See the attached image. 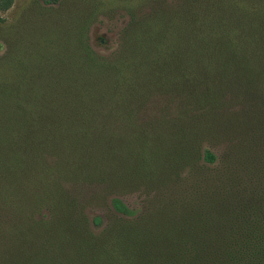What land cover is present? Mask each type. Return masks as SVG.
Wrapping results in <instances>:
<instances>
[{"label":"trees","instance_id":"trees-1","mask_svg":"<svg viewBox=\"0 0 264 264\" xmlns=\"http://www.w3.org/2000/svg\"><path fill=\"white\" fill-rule=\"evenodd\" d=\"M128 12L113 53L101 54L81 37L75 57L62 59V67L72 70H25L9 84L0 81V134L4 142L9 133L14 138L1 149L17 154L23 166L42 165L41 175L30 169L26 176L40 179L30 198L53 206L52 220L34 222V232L26 231L17 248L5 246L0 264H62L65 254L66 264H264V217L243 196L209 199L206 211L194 217L183 208L155 231L123 219L130 209L118 195L110 198L109 210L119 219L102 235L92 232L86 216L61 213L63 182L122 177L134 156L168 153L161 146H174L182 159L197 150L213 164L219 142L203 146L202 138L234 135L233 141L264 144V90L259 85L255 91L264 75V0H143L139 11ZM200 85L208 90L194 89ZM234 87L245 98L238 102L244 104L238 121L224 101L234 97ZM161 95L167 103L151 101ZM50 149L58 151L57 159L45 168L42 157ZM71 160L78 172L68 171ZM104 220L90 219L95 226ZM108 242L117 254L97 257L96 246Z\"/></svg>","mask_w":264,"mask_h":264},{"label":"rangeland","instance_id":"rangeland-1","mask_svg":"<svg viewBox=\"0 0 264 264\" xmlns=\"http://www.w3.org/2000/svg\"><path fill=\"white\" fill-rule=\"evenodd\" d=\"M142 2L143 0H0V81L4 80L9 84L11 79L21 76L25 70L66 69L62 67V59L75 57L81 37H87L99 53H113L118 47L121 31L130 19L128 10L134 8L139 11ZM102 38H106L105 42H101ZM66 70L72 69L67 67ZM236 81L239 80H234ZM259 85L264 90V75L258 80L255 91ZM194 89L198 92L208 90L202 85ZM231 92L234 97L228 98L227 95L224 101H230L233 107L230 117H235L238 121L243 115L244 106H240L238 102L241 103L245 98L239 97L240 88L234 87ZM169 98L174 100V105L179 103L176 96L169 94ZM251 98L253 97L247 100H252ZM151 101L165 104L168 99L161 95ZM246 103L250 105L251 102ZM173 106L167 108V111L172 110ZM145 116L150 119L148 121L154 118L151 111ZM139 120L142 121L140 118ZM235 123L237 124L236 121ZM3 134H0V252L5 246L17 248L18 240L22 245L23 239L28 235L26 231L34 232V222H48L53 218V213H50L52 203L42 200L38 203L30 198L37 195L40 179L37 176H26L30 169L38 176L41 175L42 165L38 163L32 167L34 163L30 166L19 164L16 161L17 154L1 149L9 140L14 139L9 133L8 141L4 142ZM237 135L241 136V133L238 132ZM232 139L234 135L223 138L219 134L217 138H202L200 143L203 146L219 142L215 150L217 160L213 164L206 163L203 154L201 157V152L198 153L197 150L187 159H182L174 150L182 152L174 146H161L170 148L168 153L164 149H158L161 153H148L145 160L141 156H134L127 163L126 173L122 177L112 174L111 181L108 179L101 183L63 182L62 191L68 196L60 193L65 201L61 205V213H69L67 215L71 217L79 214L86 216L92 232L97 236L104 233V228L112 223L113 218L119 219L113 210H109L110 198L114 195H118L129 206L130 212L123 219L141 221L145 224L142 230H160L159 223L169 219L174 222L183 208H187L186 213L194 217L206 211L209 199L222 200L230 195L237 200L241 196L248 198L255 207L256 214L264 217V144L257 147L260 141L256 138L254 143L249 138L238 141ZM57 152L50 149L49 153L43 155L47 156L46 159L42 157L45 168L55 164ZM150 156L158 158L154 162L147 159ZM66 165L70 172L79 170L72 160L67 161ZM119 178L127 179L121 181ZM72 200L76 202H71ZM76 205L75 209L68 208ZM27 211L28 214L24 215ZM95 215H102L105 219L100 226L93 225ZM52 230L54 231L53 227ZM3 236L6 238L2 239ZM67 248L73 253L74 243L71 240L67 243ZM111 248V243L108 242L104 247L96 246L94 252H97V257H104L106 254L113 257L117 251ZM68 255L63 256L62 264L67 263Z\"/></svg>","mask_w":264,"mask_h":264}]
</instances>
